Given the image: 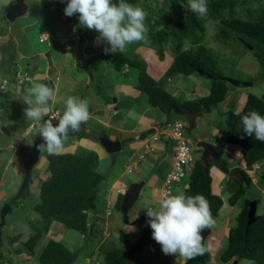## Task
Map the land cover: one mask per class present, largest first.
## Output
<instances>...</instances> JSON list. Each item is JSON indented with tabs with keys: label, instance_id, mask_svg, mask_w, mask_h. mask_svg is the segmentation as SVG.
Instances as JSON below:
<instances>
[{
	"label": "rangeland",
	"instance_id": "rangeland-1",
	"mask_svg": "<svg viewBox=\"0 0 264 264\" xmlns=\"http://www.w3.org/2000/svg\"><path fill=\"white\" fill-rule=\"evenodd\" d=\"M4 1L5 0H0V7L1 5L2 6L4 5ZM154 1L157 4H160L163 0H154ZM142 3L143 4L147 3V5L152 7L151 0H146L143 1ZM25 4L27 6L25 15L17 18L16 20H14L13 23L8 24L9 29L12 31V32L10 31L12 33L11 37L13 36L12 39L14 40L11 43H8L7 39L5 38L4 40L0 39V47L2 48L0 49L1 55H4L7 61L8 59H13L9 63H13V62L16 63L18 61V58L24 56V54L27 55V57H29L27 60V63L29 62L28 65H26L24 61H18L16 67L10 66L11 67L10 72H9L10 67L6 69L5 63L2 62L0 65L1 75L3 74L1 80H5L6 82L5 88L7 93V98L5 99L0 98V107L2 108V111L0 112V147L1 148H7L11 145H14L15 143H18V141L20 140L17 139L21 136L23 132V127L27 126L31 122L37 125L35 131L38 132L39 130V124H37L34 121L27 120L25 118V108L27 107V105L24 103V98L27 95V90L30 86L26 88L25 84L18 85L13 83L14 82L13 73L15 72V68L19 70L20 74H23V72L26 71L30 75V77L34 75V80L29 81L31 82L30 85L32 83H44L50 88H52L53 85H56L54 87L56 96L53 100L54 101L53 106L57 108L58 113L60 115H62L63 111L65 110L64 101L69 96L77 97L80 99H87L89 101L88 104L89 111L92 110L91 101H96L95 103L98 105L105 104L110 107L125 108L128 102L127 100L124 99H129V97L124 95H117V94L122 93V91L124 90L123 86L136 85L137 70L135 69V67L134 66L132 67L130 65L129 66L124 65L123 67L119 68V70H116L114 68V65L116 63L112 64L111 62V59L113 58V53H108V54L105 53L104 49L109 47V45L105 41L98 39L99 33L96 32L95 30H88L86 27L80 25L79 18L76 19L75 21L73 20L74 16L71 19H69L70 17L66 18V15L64 13L65 8L64 7L62 8L59 5L55 4V0H27ZM233 11H234L233 15L235 17L247 18L248 16L247 12H245L244 10V7L242 8L241 6L236 5L234 6ZM8 25L3 23L1 19V9H0V35L3 34L2 37H4V34L8 35L6 31ZM204 29L205 32L202 43L215 56L217 62V68L221 76L251 83L250 86L243 88L230 87L225 83L224 87H226V91L230 92V94L234 92L241 94L244 97V99L247 95L262 97V95L264 94V84L260 80L259 77L260 70L252 55V52L248 51L247 48L245 49L244 46L240 45L238 42H235L233 40H230L226 45H223L220 40H217L215 38L217 33V25L213 21L205 22ZM76 36L77 37L80 36V39L82 37L85 39V45L81 49V55L86 57L88 55L87 52H89L90 56L93 57L95 56L97 58L96 61L91 63V65L89 66L91 79L86 77L82 71L75 68V63H74L75 59L73 58V52L75 50L74 46L76 45V42L78 41L79 38L77 39L76 42H72L73 41L72 39H75ZM132 44L126 46L123 55L127 56V58L129 59L132 58L138 62L142 61L143 60L142 56L146 55L148 51H145V53L142 50H138L137 52L133 51L132 48L134 44L133 45ZM134 50H136V47L134 48ZM44 53L49 58H51V62L48 60V58L45 57ZM136 55L138 58L136 57ZM169 56L170 54L167 51H165L162 54V59L168 62ZM2 58L0 57V62L2 61ZM162 59L160 61H164ZM152 60L154 62L153 63L154 65H158L161 67L164 65V63L162 62L156 61L155 58H153ZM142 62H144V60ZM144 63H146V60ZM150 63L151 62H148L145 65H150ZM39 64L42 65L45 64V66L40 67V69L42 70V73L50 74L51 80H54V82L50 83L47 80H41V73L34 72V69L36 70ZM147 68L150 69L151 67L147 66ZM177 77L178 79H184V77L182 78V75H179ZM173 78L174 77H172V79ZM160 80L162 83L166 82V78H164L163 76H161ZM84 81L86 82L85 85H83ZM181 83L183 82L181 81ZM87 86L88 89L86 88ZM253 89L258 90L259 95L255 94ZM120 97H124V98L119 100ZM114 98L117 99L118 104L116 103L113 104L112 100ZM146 101L147 100L145 95L140 93V97L138 98V100L135 101L134 103L132 102V104H134L135 110L138 111L135 112V114H138L140 111H143V108L146 107ZM227 104L228 101H226L222 105L218 104L215 110H212L209 113H205L198 116L197 117L198 122H196V127L194 131L192 130L190 132V135L186 134L185 131L186 129L184 130L183 139L186 141V145L188 146L191 155L194 156L195 152H197L196 150H198V148H196L194 145L193 132L195 133L201 132L202 130V133H209V130L213 129L216 123L219 124V127L222 131H224V129L227 128L226 123L228 119H230L229 113L228 111L224 112L225 110L222 109ZM239 109L240 108L238 109L236 108L235 112L239 111ZM149 110L153 111L155 117H159L161 120L164 119L163 115H160L156 110L152 109L151 107L149 108ZM135 114H134V118H135ZM170 118L176 119V117L172 115ZM44 120H46V118H44ZM89 122L90 121H88V124ZM57 124H58V120L53 121L54 126H56ZM87 126H88L87 124L84 125V129L86 128L89 129ZM92 131L95 132V130H93V127H92ZM82 133L83 132L80 126L79 131L75 136H67L66 139L64 140V150L59 154L77 152L78 149H80L79 138H85V135H83ZM219 136L221 138L224 137L223 134ZM34 139L35 137H33V132H30L28 137L26 138V141L29 140L28 145L30 148L32 146L31 142H33ZM223 139L221 140V142L215 141L214 143H217V145L219 144V146H221L220 144L222 143ZM137 143L138 141L134 142V144ZM127 147L128 145L125 144L123 149H126ZM4 151L5 150H2L0 152V159L1 160L3 159L5 162H7V156L3 157V155L4 154L8 155L9 153ZM45 155L46 152L40 153L39 161L34 165L33 170H31V179L29 182L30 185L28 191L30 192L32 191V197L35 198L36 200H38L37 193L39 190L40 182L44 181L48 176L47 165L44 160ZM9 157L10 159H12L11 154L9 155ZM20 160H22V158H19L18 161H16L15 163L21 165ZM106 162H107L106 167L103 168L102 167L103 164L99 163L97 164V168H96L97 173L102 178L97 188V200L95 204L96 212L99 216H101V223L108 224L107 226H108V234H109L107 242L104 243L102 248L98 250L99 253L103 251V249L127 248V246H124L119 243L118 237L120 235H130L132 237V242H134L143 233V231H145L146 226L149 227L147 220L138 221L139 211L141 210V206L145 203V199L141 198L142 197L141 193L139 194L135 204L128 212V218L132 222V224L130 225L123 224L121 220V216L119 212L116 211V209L115 210L112 209L111 210L112 215L107 217L105 204L109 199L108 196L113 195L115 189H119L121 192H123L125 189L124 187L123 191L121 190L123 183L130 181L131 178L126 175L127 169L123 168V164L126 162H130V160H123L121 154L118 155V157L116 158L113 164H110L108 156ZM234 167L238 168L239 166L234 164ZM18 168L20 169V166H18ZM251 176L255 177V174ZM229 189H230L229 185L224 186V194L221 196L223 206L219 210L217 214V218H215V221L219 222V225L222 224V217L229 214L227 216L228 219L230 220L229 228H232L235 224L234 219L236 214L239 212L242 206L246 204L248 205L249 202L246 203L248 198L252 200H257L256 203L257 215L262 214L264 212V196L259 192V190L264 189V179L259 180V183L256 188H251V187L249 189L243 188L244 189L243 196L239 198V200L236 203H234L233 206L230 207L227 205V198L230 195ZM172 194L175 193L172 192ZM158 197L162 199L160 188L158 190ZM110 217H113L115 219L116 226H113L112 223L108 221ZM52 223L51 224L53 226H51V224L50 226L53 227V230L51 231L50 230L51 227H49L48 231L50 232L41 235L40 239L36 244V248L33 251L35 254L38 253L49 240L59 242L60 244H62L63 247H65L68 250L72 248L73 243L76 244L79 242L82 244L83 242H86L83 240V237L78 236L77 233L63 228L57 222H52ZM143 224H145V227ZM28 225L30 224L28 223ZM116 227L120 230H117ZM20 228L22 231L20 230ZM150 231L152 232L151 228L149 227L147 229L148 232L147 242L143 247V249L140 251L139 260L144 264H158V262L164 256V254L161 250V247L159 249L158 243L152 239V236L151 239L153 241H149L148 238L150 237ZM22 232H23V236H18L21 235ZM31 232L32 231L30 227L29 230H27V228L24 226V219L22 218L15 219V218L6 217V222L4 226L1 228L0 240L2 242V246L0 247V250L10 255L12 254L13 251L19 249L22 251V253L16 254V256L26 254L27 256H30L28 258L29 262L27 264H39L38 261L36 260V256L29 255L28 252L25 250V247L22 245L23 242L30 236ZM24 233L27 234L26 237L24 236ZM96 236L97 237L95 238L94 242L92 243H90V241L87 242L88 244L87 248L78 255L77 259L73 264H85L84 257H86L88 253L87 249H89V246L91 245L98 247V243L101 240L100 233L99 234L96 233ZM14 238L18 240L15 241ZM72 238H75L74 242H71ZM221 242L225 246V238L222 239ZM215 245L216 247H213L211 249L209 248L210 249L209 256L211 263L215 261L216 257H219V254L223 249L222 247H220L216 250L218 245L217 240H215ZM214 251H216V253L214 256H212ZM2 256L4 255L2 254ZM11 256L13 257L14 255ZM170 257L173 264H184L185 262L181 257H179V255L177 256L170 255ZM89 258L90 261L88 260V264H96V261L101 260V255L100 254L94 255ZM3 260L6 261L7 263L9 261H12L10 256L3 258ZM16 264H26V263L17 261ZM216 264L219 263L216 262ZM238 264H241V261Z\"/></svg>",
	"mask_w": 264,
	"mask_h": 264
},
{
	"label": "trees",
	"instance_id": "trees-1",
	"mask_svg": "<svg viewBox=\"0 0 264 264\" xmlns=\"http://www.w3.org/2000/svg\"><path fill=\"white\" fill-rule=\"evenodd\" d=\"M113 1L118 3V0ZM143 1L146 0H125L134 6H140L147 14L145 19L148 29L147 38L133 43L132 50L134 51L135 47L148 48L153 50L159 59L162 58L163 52L167 51L172 60L164 72L165 78L201 72L203 77L210 80L209 92L205 96L194 101L180 102L164 91L161 81H154L146 73L144 62H138L132 58L130 60L123 53H114L112 63H117L120 68L124 65L135 67L137 70L135 89L145 95L150 107L164 116L165 120L162 123L172 120L171 115L166 116V112L179 106L186 107L192 112L200 110L203 113H209L216 109L226 94L225 82L220 79L222 76L218 71L215 56L202 43L205 32L204 23L207 21L216 23L215 38L223 45L233 40L242 46L246 44L251 47L252 55L260 70V80L264 84V0H207L208 12L204 17L191 11L188 0H163L160 4L151 0L152 7L147 3L143 4ZM236 5L244 7L247 18L233 15V8ZM73 16L70 19L73 18L74 21L79 18L78 13ZM251 111H257L264 116V94L262 97L247 95L238 113L228 112L230 119L225 128L227 131L225 141L241 147L242 159L246 167H250L255 162L264 161V143L243 132L241 119ZM28 153L27 147H20L18 151L22 159ZM45 161L48 177L40 182L39 203L34 206V211L39 214L40 220L30 223L32 232L23 246L29 255L36 256L39 264H63L68 259L70 251L62 244L49 240L35 254L33 251L36 244L41 235L48 231L52 222H57L63 228L77 233L88 242L89 228L91 227V234L96 230L95 204L97 188L102 178L96 171L98 158L92 150L80 148L74 153L57 155L46 153ZM211 166L210 163H202L201 159L195 161L186 180L188 187L184 191L187 196L204 195L210 204L212 216L215 217L222 207V200L210 193L207 172ZM215 166L225 171L221 161H217ZM241 174L246 176L243 172ZM234 183L238 189L227 198L228 206H233L243 196V188L250 186L247 177L243 184L238 183L237 180H234ZM25 194L26 191L24 196ZM119 203L120 197L114 207L116 211H118ZM88 213L92 219L88 217ZM246 213L247 204L242 206L235 216L234 226L226 232L225 246L219 254V261L222 264L233 260H237L235 264H238L245 259L254 260L256 264H264V212L259 214L249 226L245 225ZM147 229L148 226L134 242L130 235H120L119 243L127 248L101 251L99 264H136L140 251L147 242ZM159 264H172V261L165 257ZM187 264H211L209 253L206 252L203 256L188 261Z\"/></svg>",
	"mask_w": 264,
	"mask_h": 264
},
{
	"label": "clouds",
	"instance_id": "clouds-1",
	"mask_svg": "<svg viewBox=\"0 0 264 264\" xmlns=\"http://www.w3.org/2000/svg\"><path fill=\"white\" fill-rule=\"evenodd\" d=\"M10 1L11 0H7V2L3 6L1 5V7H0L1 12H2L4 6ZM26 1L27 0H24V4L26 3ZM60 1H65V0H60ZM112 1L113 0H68L66 7L63 6V4H62V6L65 8L64 13L66 15V18H67V16L72 17L74 14L78 13L80 25L86 27L88 30H95L96 32L99 33L98 39L105 41L109 45V47L104 49L106 54H108V53L114 54L117 52L123 53L125 51L127 45L145 40L147 38V32H148V29L146 28V25H145V19H146L147 14L140 6H134L130 3L125 2V0H118V3H112ZM55 4L59 5V2H57L55 0ZM188 6L190 7L191 11H193L194 13H198L201 17H204L207 15V12H208L207 0H188ZM9 24H11V23H9ZM6 31L8 33V36L6 34H4V38L8 40V43H11L13 40H11L10 39L11 36H9L10 32H8V31H11L9 29V25L6 28ZM2 36H3V34L1 35V37ZM78 38L80 39V36L79 37L76 36V38L74 40L77 41ZM3 45H5V44H3ZM243 46L245 48H247L248 51H251L250 46H248L246 44H244ZM249 47H250V50H249ZM80 55H81V51H80ZM81 57L82 58H87V57L93 58V56H89V55H87L86 57L81 55ZM161 59L158 58V60H161ZM2 62H3V60L0 62V65ZM9 62H11V59H8V61L6 62L7 65L13 64V63H9ZM17 62H16V64H17ZM16 64H13L12 66L16 67ZM43 66H45V64H43V65L39 64L38 68H36V70L34 69V72L35 73L36 72L41 73V80H47L50 83L54 82V80H51L50 74L42 73V70L40 69V67H43ZM199 73L195 72V74L202 76V74H199ZM13 77H14L13 83L18 84V85L25 84L26 88L30 86L27 90V95L24 98V103L27 105V107L25 108V118L27 120H31V121H34L37 124H39V130H38V132L35 131V128H37V125H35L31 122L27 126L23 127V132H22L21 136L17 139V140H20V141H18V143H15L14 145H11L7 148H1L0 147V152L2 150H5L4 152L9 153L8 155L5 154V156H9L11 154L12 159L15 157L17 159L16 161H18V159L20 158V155L18 154L20 147L29 148V153H30L31 148L28 145L29 140L26 141V138L28 137L30 132H33V137L36 138L37 135H40L43 139V143L37 145V149L40 153L46 152L48 155H57V154L61 153L64 150V140L66 139L68 134L70 132H76V131H77L76 132V134H77L81 124L87 122V120L90 118V113L88 110L89 101L87 99H80L77 97L69 96L64 101L65 110L63 111V114L60 115L58 113L57 108L53 106V103H54L53 100L56 96V92L54 90V87L56 85H53L52 88L48 87L44 83H32L30 85L31 82H29V81L34 80V75H32V77H30V75L26 71H24L23 74H20L19 70H17L16 68H15V72L13 73ZM163 77H164V75H163ZM204 78H206V77H204ZM222 78H224V77H221L220 79L223 80ZM1 79H2V77L0 78V93L6 94L5 98H7V93H6V88H5L6 82H5V80H1ZM206 79L209 80V78H206ZM158 81H161V80H158ZM227 85H229V84H227ZM230 87H232V86H230ZM253 91L255 92V94L259 95L258 90L253 89ZM227 93H228V91H226V94H225L223 100L219 104L222 105L227 101V95H228ZM198 98H200V97H198ZM197 99H195V100H197ZM116 100L117 99L115 98V101L113 103H115ZM244 102H243V104H244ZM243 104H242V106H243ZM179 107H181V106H179ZM1 111H2V108L0 107V112ZM227 111L228 112L229 111L235 112V110H232L229 108H227L224 112H227ZM239 111H240V109H239ZM239 111H237L235 113H238ZM167 112H166V116H167ZM190 112H192V111H190ZM194 112H197V111H194ZM200 112L202 114H205L202 111H200ZM49 115H52V116H49ZM169 115L175 116L178 119L171 121V122L167 121V122L161 124L160 127L158 128V132H159L158 135L163 136L165 139L167 138L168 140H173V139L168 138L167 135L171 132L172 126L174 124H179L180 125L181 138L186 144V141L183 139V132L188 127L187 122L184 120V118L176 116V115L172 114L171 112ZM48 116H49V118H48ZM44 118H46V120H44ZM196 118L194 119V126L195 127H196V123H195ZM57 120H58V124L56 126H54L53 121H57ZM241 124H242V128H243V132L247 136H249V137L254 136L257 141L264 143V116L260 115L257 111H251L247 115H244L242 117ZM83 129L81 126L82 131H83ZM194 129H192V130L194 131ZM224 131L222 132L223 136H224L223 138H226L227 137L226 129H224ZM75 135H73V136H75ZM187 135H190V133ZM100 137L101 136H99L96 139V142L98 145H99L98 139ZM193 138L195 139L194 132H193ZM104 139H106V138H104ZM34 140H33V142H34ZM173 141H175V147H174V151H175V148H176L178 142L176 140H173ZM33 142H31V143L33 144ZM111 142H117V141H111ZM197 143H202V144L207 145L208 147H210L212 149V153H207L205 156H203L202 155L203 150L196 146ZM226 143L239 146L238 144H235V143L226 142L225 139H223V141L220 145L222 146L223 144H226ZM119 145H120V143H119ZM194 145L201 152L199 159H201L202 163L212 164V166L209 167L208 172H207L208 178L210 180V184H211V176H213L217 172L221 173L224 177H226L227 182H234V180H237L238 183L243 184L245 182V177H247L249 180V183H250L249 188L250 187L256 188L258 183H259V180H261L262 177L264 176V161L255 162L250 167H246L245 163L242 159L241 166H239L237 168V167H234L233 164H228V163L226 164V162L224 160H222V158L220 156L221 154L217 151V149H215L214 146L212 147L208 143L201 142V141L197 142L195 140H194ZM187 148H188V146H187ZM121 149H122V147L120 145L118 155H119V152L121 151ZM239 149L241 152L240 146H239ZM147 150H148V147H145V145H143V151H145L144 153H147L146 152ZM40 153H39V156H40ZM144 153L143 154H141V152L137 153L135 155L136 160L137 161L141 160ZM28 154L26 156H28ZM237 154H239V153H237ZM118 155H117V157H118ZM188 155H189V162L185 166H183L184 174L180 178V180L177 182H174V183H170L169 185H165L164 184L165 177L172 171V167H173V161H174V152H173L171 168L168 171V173H166L164 175L162 183L159 187L160 193H161V198H162V199H160L159 206L154 207V208L149 207L146 211H143V210L139 211V217L142 216L141 221L147 220V223L152 230V233H151L152 239L161 246V250H162L163 254L175 255V256L179 255V257H181L185 261V264H187L188 261H191L198 256H203L206 252L209 253L210 249H209V246L207 244V240L210 237V234L212 232L211 229L214 227V225L216 223L215 218H217V216H215V217L212 216L210 204L204 195H202V194H196L194 196L185 195L184 189H186L188 187L186 184V180L189 177V174L193 168L194 162L199 160V159H197V160L193 159L189 149H188ZM210 155H213L215 158L214 161H212V162L205 160V158L210 156ZM241 157H242V154H241ZM24 158L22 160H20L21 165L18 164V166H20V171H21V173L19 175V184L17 185L16 189L11 194L9 200L7 202L3 203V204H7L9 207V210L7 212L6 217L10 214L11 206L18 205L16 203L17 201L24 200L30 194V191H28L30 183H27L26 189L20 195H18V190H19L23 175L27 172L29 175V177H28V181H29L31 179V170H33V168L31 170H28V171L23 170L22 163H23ZM44 160H45V157H44ZM2 161H4V160L2 159ZM38 161H39V159H38ZM217 161H221L224 164L225 171H221L215 166V163ZM134 163H136V161L132 162V159H131L130 162H126L123 164V168L127 169V174L132 173L134 168H136ZM46 165H47V163H46ZM230 165H233V166H230ZM212 168L215 170L212 171L211 170ZM231 169H236L239 172L240 179H241L240 181L238 179H236L235 177L229 176V171ZM47 172H48V168H47ZM241 172H243L244 175H246V176H242ZM248 173L249 174L252 173V174L249 175ZM254 174H255V177H252L251 175H254ZM133 183H136V182H133ZM210 184H209V187H210ZM182 186H183V188H182ZM176 188H178L176 190V194H172V192H174V190ZM249 188H246V189H249ZM125 189H124V191H125ZM141 189H142V187H141ZM141 189H140V191H141ZM237 189H238V186L236 185V187L230 191L229 196H231L234 192H236ZM164 190L167 191V194L165 196L162 195V191H164ZM25 191H26V194L24 196ZM123 192L120 193L121 195H119L120 202H121ZM259 192H260V194L264 193V189H261V191L259 190ZM210 193H211V190H210ZM117 194H119V192ZM139 194H140V192H139ZM37 195H38V193H37ZM214 196H217L220 198V196H218V195H214ZM263 196H264V194H263ZM220 199L222 200V198H220ZM251 200L252 199L248 198L246 203L250 202ZM115 204H116V202L113 203L112 205L109 204L108 206L105 204L106 215H110L112 209L115 210L114 209ZM110 205H111V207H110ZM119 206H120V203H119ZM222 206H223V203H222ZM118 212H119V208H118ZM144 212H146L147 216L144 215ZM97 215H95L94 218H96ZM255 215L258 217V215L256 214V210H255ZM6 217L4 218V223H3L2 227L5 224ZM88 217L90 219H92L90 213H88ZM121 220H122V218H121ZM36 222H38V221H35L34 223H36ZM234 223H235V221H234ZM1 228H0V236H1ZM206 229H209V234L204 240V238L201 235V232H202V230H206ZM228 229L225 230L224 238L226 237V232ZM90 231H91V227L89 228V233H90V237L92 238V234L97 232V231L95 230V232H92V234ZM100 233H101V231H100ZM91 238L89 241H91V240L94 241L95 238L94 237L92 239ZM24 242H23V244H24ZM1 246H2V242L0 240V247ZM143 247H142V249H143ZM220 247L223 248L224 244L222 243V245ZM86 248H87V246H86ZM25 250H26V248H25ZM0 253H3V251L0 250ZM2 257H4V256H2V255L0 256V264H2L1 263L2 262L1 260L3 259ZM136 261L139 264L143 263V262H140L139 259ZM234 261H236V263H237V260H233V261L228 262L227 264H231ZM216 262H218L219 264H222L219 261V257H217L216 261L211 263V264H214V263L216 264ZM96 264H99V261H96ZM241 264H256V262L254 260L245 259V260L241 261Z\"/></svg>",
	"mask_w": 264,
	"mask_h": 264
},
{
	"label": "crops",
	"instance_id": "crops-1",
	"mask_svg": "<svg viewBox=\"0 0 264 264\" xmlns=\"http://www.w3.org/2000/svg\"><path fill=\"white\" fill-rule=\"evenodd\" d=\"M6 2L7 0L4 1V4ZM11 32L9 36L12 35ZM3 38H1V35H0V39H3ZM12 38L13 36L10 39L14 40ZM0 49L2 48L0 47ZM138 50H142L144 53L145 51H148V53L146 54L147 56L146 55L142 56L144 62L145 60H146V63L151 62L150 65H145L146 73L154 81L160 80L161 76L164 75V72L166 71V69L171 63V57L170 56L168 57L169 58L168 62L164 59H162L164 61H160L157 59L153 50L144 48V47H137L136 50L134 51L137 52ZM149 52H150V55H149ZM87 54L89 55V52H87ZM0 57L1 58L3 57L2 60H3V63H5L6 65L5 66L6 69L10 66L12 67L13 64H16L13 62V64H10L8 66L4 55ZM45 57L48 58V60L51 62V58H49L46 54H45ZM152 57L155 58L156 61H160L164 63V65L162 67L158 65H154ZM28 58L29 57H27V55L24 54V56H21L20 58H18V61H24V63L28 65L29 64V62L27 63ZM12 60L13 59H11V61ZM147 66L151 68L148 69ZM11 67L9 68V72H10ZM2 75L0 72V78L2 77ZM177 76L179 75H173L171 76V79L170 77L166 78V82L162 83V87L164 91L168 93L170 96H172L173 98H175L176 100L180 102L181 101H193L197 99L198 97H202L207 94L209 87H210L209 86L210 82L208 79L198 74H195V73L187 75V76H182V78L184 77V79H178ZM172 77L174 78L172 79ZM181 81L183 83H181ZM85 83L86 82L84 81L83 85H85ZM86 88L88 89V86ZM123 88L124 90L122 91V93L117 94V95H124V96L129 97V99H124V100H127L128 102L125 108L110 107L105 104L98 105L95 103L96 101H91L92 110L89 111L90 118L87 120V122L81 124L82 129L84 128V125L86 124L88 125L87 127L89 129L86 128V129H83L82 131L83 132L82 134L85 135V138H79L80 148L94 151L98 158V164L102 163L103 164L102 167L104 168L107 166V162H106L107 155L104 153L101 147H99V145L96 142V139L99 136H101L103 138L108 139L109 141L119 142L122 147L119 154H121L123 160L132 159V162L136 161V163H134L136 168H134L132 173L126 174L127 176L131 178V180L127 181L126 183H123L121 190L123 191L124 187L126 188V186L130 183L142 181L143 186H142L140 193L142 196L141 198L145 199V203L141 206V210L146 211L149 207L154 208V207L159 206L160 198L158 197V190L162 183L164 175L168 173V171L171 168L175 141L168 140L167 138L165 139L163 136L158 135L159 134L158 128L160 127L161 124H163L162 121H164L165 119L161 120L159 117H155V115L153 114V111L149 110L150 106L148 105L147 102H146V107L143 108V111H140L138 114H135V112H138V111L135 110L134 104H132V102L134 103L140 97V92L135 89V86L127 85V86H123ZM227 94H228L227 95L228 104L225 105V107L222 109L226 110L225 108H229V109L235 110L236 108L237 109L241 108L243 102L245 101L244 97L241 94H238L235 92L231 94L230 92H228ZM115 103L118 104L117 100ZM93 113H96V114H93ZM134 114H135V118H134ZM176 119L178 118L176 117ZM176 119H172L169 121L171 122ZM88 121H90L89 124H88ZM196 122H198L197 118L195 120V123ZM92 127H93V130H95V132L92 131ZM222 132L223 131L220 129L219 124L216 123L214 125V128L209 130V133H202V130L201 132H196V133L194 132V136H195L194 140L197 142L201 141V142L208 143L212 147L214 146L215 149H217V151L221 154L220 156L222 160L226 162V164L227 163L233 164V165L236 164L238 166H241L242 157H241L239 146L228 144V143L223 144L222 146H219V144L217 145V143H214L215 141L221 142L223 138H221L219 135L223 134ZM135 141H138V143L134 144ZM125 144H127L128 147L126 149H123ZM143 145H145V147H148V150L146 151L147 153H144L145 151H143ZM196 151L198 153L195 152V155L194 156L192 155L194 160L199 159L201 155V153L199 152L200 150H196ZM140 152L141 154L144 153V155L142 156L141 160L137 161L135 155ZM3 157H5V154L3 155ZM214 159L215 158L213 155H210L205 158V160L211 161V162L214 161ZM16 160L17 159L15 157L13 159H10L9 156H7V162L2 161L0 159V206L9 200L11 194L13 193V191L16 189L17 185L19 184V175L21 171L18 168V164L15 163ZM211 170L213 171L215 169L212 168ZM226 185H229L230 187L229 191H231L232 189L236 187V184L234 182H227L226 177H224L219 172L211 176L210 190L213 195H218L221 198V196L224 194V186ZM177 189L178 188L174 190L175 194H176ZM118 192L119 194H117ZM30 193L31 194H29L24 200L17 201L16 203L18 205L11 206L10 214L7 216V218L24 219V226L27 228V230H29L28 223H34L35 221L40 220L39 214L34 211V206L39 203V200H36L35 198L32 197V191ZM120 193L122 192L119 189H115L113 195L108 196L109 199L107 200L106 205L108 206L109 204L112 205L113 203H115L118 200L119 195H121ZM263 194L264 193H262V195ZM110 215H107V217H109ZM228 215L229 214L222 217L221 225H219V222H216L214 227L211 229L212 232L210 234V237L207 240V244L210 249L213 247H216L215 240L218 241L216 250L220 248V246L222 245L221 241L222 239H224L225 230L229 228V224H230V220L227 217ZM94 220H95V225H96L95 229L98 232L93 233L94 235L92 234V238L93 237L96 238L97 237L96 233L99 234L101 231L100 233L101 240L98 243V247L93 246V245H91L93 247L89 246V249H87L88 253L86 257H84L85 264H88V260L90 259L89 257L99 254L98 250L102 248L103 244L107 242V239L109 237L108 226H107L108 224L101 223V216L97 215ZM108 221H110L113 226H116L115 219L113 217H110ZM52 224L51 226H53ZM143 225L145 227V224ZM116 229L120 230L117 227ZM50 230L52 231L53 227H51ZM47 232H50V231H47ZM151 233L152 232L150 231V237L148 238L149 241H153L151 239ZM18 236H23V232L21 233V235H18ZM24 236L26 237L27 234L24 233ZM14 239L15 241L18 240L16 238ZM74 241H75V238H72L71 242H74ZM92 242L94 241L91 240L90 243ZM80 244L81 243L79 242L76 244L73 243L72 248L69 251H72L73 249L77 248L78 246H80ZM160 247L161 246L159 245V249ZM104 250H110V249H103V251ZM215 253L216 251H214L212 256H214ZM9 256L11 257L13 262L9 261L7 263L1 258L2 259L1 263L2 264H11V263L16 264L17 261H20L22 263L27 264L29 262L28 258L30 257V256H27L26 254L19 255V256L14 255L16 257L14 256L12 257L11 254L10 255L5 254L3 258L9 257ZM165 257H168L171 260L170 255H165V254L161 258V260ZM216 258H215V261H216Z\"/></svg>",
	"mask_w": 264,
	"mask_h": 264
},
{
	"label": "water",
	"instance_id": "water-1",
	"mask_svg": "<svg viewBox=\"0 0 264 264\" xmlns=\"http://www.w3.org/2000/svg\"><path fill=\"white\" fill-rule=\"evenodd\" d=\"M56 1L62 2L63 6H65V7H66L67 2H68V1H60V0H56ZM112 3H116V2L112 1ZM26 10H27V7L24 4V0H11L10 2H8L4 6V8L1 12V18L5 24L13 23V21L15 19L22 17L25 14ZM84 44H85V39L83 37L81 39H79L76 43V53H75L76 64H75V68L82 71L89 79H91V73L89 71V66L91 65V63L95 62L97 58H95V57H93V58H89V57L82 58L81 57L80 51H81V48L83 47ZM249 50H250V47H249ZM114 68L116 70H119V66L117 64L114 65ZM199 74H201V72ZM222 79L227 84H229L230 86L235 87V88H243V87H247V86L251 85V83L232 79V78L224 77ZM5 97H6V94L0 93V98H5ZM123 98L124 97H120L119 100H121ZM114 101H115V98L112 100V102H114ZM170 112L176 116L184 118V120L187 122V125H188V127L186 129L187 134H189L190 131L195 128L194 119L197 116L202 114L200 111L190 112L187 108L182 107V106L170 109L167 112V115H169ZM76 132H70L68 134V136H73L76 134ZM98 142H99V146L102 148V150L108 156L110 164H113L117 155H118V151L120 148L119 143L108 141L107 139H104L102 137H100L98 139ZM41 143H43V139L40 135H37L33 144H32L30 153L23 160L22 167H23L24 171L31 170L34 167V165L37 163V161L39 159L38 158L39 153H40L37 149V145H39ZM196 146L203 150V152H202L203 156H205L207 153H212V149L205 144L197 143ZM229 176L235 177L239 181L241 180L240 174L236 169H231L229 171ZM28 177H29V175L26 172L22 177L21 184H20V187L18 190V195H20L26 189V186L28 183ZM142 186H143L142 181H139L136 183H130L127 185L125 191L122 194V198H121V202H120V206H119V213H120L121 218H122V223L125 225L132 224V222L129 221V219H128V212L132 208L134 203L136 202ZM8 210H9V207L7 204H3L0 207V228L2 227V225L4 223V218L6 217ZM255 210H256V201L251 200L247 205V213H246V221H245L246 226H249L251 223H253L257 219V216L255 215ZM141 220H142V216L138 217V221H141ZM208 234H209V229L202 230V232H201V235L204 238V240L208 236ZM86 246H87V243L83 242L79 247H77L73 251H71L68 259L63 264H73L75 262V260L77 259L78 255L82 251L85 250ZM20 253H21V250L18 249V250L13 251L11 255H16V254H20ZM2 254L5 256L6 253L5 252L0 253V256ZM235 263H236V261L232 262L231 264H235ZM136 264H139V263L136 261ZM140 264H144V263H140Z\"/></svg>",
	"mask_w": 264,
	"mask_h": 264
},
{
	"label": "built area",
	"instance_id": "built-area-1",
	"mask_svg": "<svg viewBox=\"0 0 264 264\" xmlns=\"http://www.w3.org/2000/svg\"><path fill=\"white\" fill-rule=\"evenodd\" d=\"M167 136L170 139L176 140L178 144L174 151L172 171L165 177V185H169L170 183L179 181L184 174L183 166H185L189 162L188 148L180 135V125L174 124L172 126L171 132ZM166 194V190L162 191L163 196H165Z\"/></svg>",
	"mask_w": 264,
	"mask_h": 264
},
{
	"label": "flooded vegetation",
	"instance_id": "flooded-vegetation-1",
	"mask_svg": "<svg viewBox=\"0 0 264 264\" xmlns=\"http://www.w3.org/2000/svg\"><path fill=\"white\" fill-rule=\"evenodd\" d=\"M59 6H61L62 8H63V6H62V3L61 2H59ZM73 40V42L75 41L74 39H72ZM76 42V41H75ZM71 43V42H70ZM77 43V42H76ZM65 44H66V41H65ZM65 49V48H64ZM74 52H73V58L75 59V53H76V45L74 46ZM75 64H76V61L74 62ZM73 65V64H72Z\"/></svg>",
	"mask_w": 264,
	"mask_h": 264
},
{
	"label": "bare ground",
	"instance_id": "bare-ground-1",
	"mask_svg": "<svg viewBox=\"0 0 264 264\" xmlns=\"http://www.w3.org/2000/svg\"><path fill=\"white\" fill-rule=\"evenodd\" d=\"M30 224V223H29Z\"/></svg>",
	"mask_w": 264,
	"mask_h": 264
}]
</instances>
